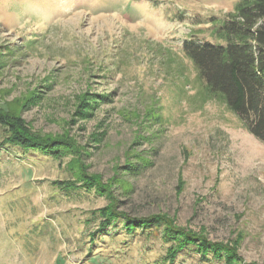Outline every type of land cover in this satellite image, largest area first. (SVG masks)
Masks as SVG:
<instances>
[{"label": "rangeland", "instance_id": "374dc122", "mask_svg": "<svg viewBox=\"0 0 264 264\" xmlns=\"http://www.w3.org/2000/svg\"><path fill=\"white\" fill-rule=\"evenodd\" d=\"M237 2L0 0V264H170L163 227L101 229L112 209L264 264V141L199 101L184 51L217 42ZM226 260L192 247L174 264Z\"/></svg>", "mask_w": 264, "mask_h": 264}, {"label": "trees", "instance_id": "16d2710c", "mask_svg": "<svg viewBox=\"0 0 264 264\" xmlns=\"http://www.w3.org/2000/svg\"><path fill=\"white\" fill-rule=\"evenodd\" d=\"M214 25L212 33L217 42L198 43L190 40L184 46L185 54L192 61L196 72L193 87H199V101L224 105L248 131L264 141V0H238L234 9L224 18L216 19ZM162 59H167V56ZM173 59L170 64L177 62ZM162 66L169 71L167 64ZM182 66L183 61L180 60L177 68L182 70L178 72L185 75L187 70ZM189 85H185L186 89ZM8 139L28 149L46 148L52 151L59 146H66L56 141L43 145L24 142L17 137ZM126 167L133 175H138L144 166L132 161ZM106 216V221L100 225L101 229L119 219L125 222L131 234L138 228L149 230L163 227V238L171 243L166 254L170 264H174L184 250L192 247L204 259L209 255L220 260L225 257L227 264H235L233 261L239 259L232 247L230 249L217 243L211 245L204 237L176 226L164 213L131 216L112 209Z\"/></svg>", "mask_w": 264, "mask_h": 264}]
</instances>
